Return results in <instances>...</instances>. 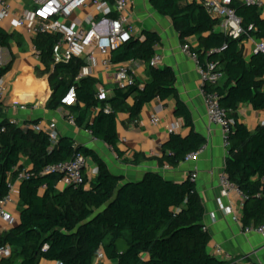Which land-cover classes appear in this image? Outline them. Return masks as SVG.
<instances>
[{"label":"trees","instance_id":"16d2710c","mask_svg":"<svg viewBox=\"0 0 264 264\" xmlns=\"http://www.w3.org/2000/svg\"><path fill=\"white\" fill-rule=\"evenodd\" d=\"M151 5L159 15L171 19L182 45L190 38L197 39L193 51L200 64L214 62L225 73V82L212 90L234 123L225 174L246 197L242 226L258 227L264 224V125L249 131L240 122L239 107L248 105L264 111V53L250 58L244 54L245 42L256 39L264 43V12L234 0L231 6L245 34L233 40L216 31L220 21L198 0H151ZM143 36V40L133 39L113 56L116 64L130 60L146 64L148 81L143 86L114 88L112 97L100 101L98 80L83 79L77 86V105L67 109L77 127L90 131L122 156L118 114L127 112L130 120L137 121L147 104L174 98L175 117L184 122L189 134H171L163 145L159 165L176 168L203 147L206 139L196 132L190 110L178 97L173 70L150 65L161 37L148 31ZM13 38L14 34L0 27V50L9 48ZM59 40L58 35L41 34L34 41L45 67L39 75L52 72V96L47 106L52 110L62 107V99L84 66L78 59L53 64V49ZM12 65L10 61L0 66V80ZM131 98L133 105L129 106ZM2 125L6 132L0 135V201L9 194L10 175L15 178L27 170L32 176L20 184L18 224L0 236V247L12 249L11 257L1 264H94L101 252L117 264H234L209 253L211 234L204 222L205 208L190 177L176 183L158 173H147L140 181L126 182L111 172L95 150L77 147L70 138H60L53 147L45 133L7 120ZM77 154L94 162L97 176L87 179V187L59 191L56 185L60 176L43 172ZM23 159L30 167L22 164Z\"/></svg>","mask_w":264,"mask_h":264},{"label":"crops","instance_id":"0c3cea01","mask_svg":"<svg viewBox=\"0 0 264 264\" xmlns=\"http://www.w3.org/2000/svg\"><path fill=\"white\" fill-rule=\"evenodd\" d=\"M21 0H14L13 5L18 6ZM241 3L242 0H237ZM131 22L143 34L145 31L155 32L161 37V44L156 47V56L161 58L159 68H171L176 77V89L179 99L184 102L191 112L195 130L206 139L205 152L195 161H185L176 168L161 167L159 160L163 156V145L169 140L170 127L182 121L175 117L176 100L170 98L165 102L159 99L147 104L137 121L130 120L127 112L118 114V148L120 156L115 149L95 139L90 131L80 129L68 123L69 111L65 107L56 110L48 109L52 96L50 85L51 73L43 76L45 67L33 53L35 39H30L22 31L6 24L2 28L14 34L10 47L6 49L8 61H13L11 71L5 76L6 94L1 100L0 118L2 121L14 120L19 126L26 128L34 123H48L56 121L60 138H70L77 147H87L95 150L107 163L111 172L124 177L126 182L142 180L147 173H158L165 179L176 183H183L192 174L197 175L196 190L201 197L205 208V225L211 234L209 253L216 257V251L222 250L221 261L225 255H230L242 264H264V237L258 234H246L241 225L233 222L224 209L232 205L236 212L243 214V199L238 194L225 198L221 194L220 179L225 174L226 161L229 156L224 149L222 130L210 124L202 95V77L196 63L181 51L182 42L171 19L159 15L151 5V0H133ZM219 32V27L216 28ZM193 47L198 45L196 38H191ZM251 39L244 43V54L250 58L254 54L257 43ZM147 65L141 63L135 67L137 83L143 86L148 81ZM110 91L109 98L113 96L115 86L107 76L99 73L97 79ZM264 91V88H263ZM22 105H35L31 110H20ZM128 105H133L129 99ZM161 119L159 125H151L152 116ZM240 122L249 131L253 132L264 123V111H255L248 105L239 107ZM183 122V121H182ZM184 123V122H183ZM180 134L188 136L189 130L182 128ZM22 164L30 167L26 160ZM86 176L89 181L95 179L98 173L97 166L88 159ZM15 182V181H14ZM15 184L13 202L8 211L20 218V183ZM11 229L7 223L0 221V236ZM147 258L146 254L142 255ZM1 264V262H0ZM19 264V263H17ZM44 264H59L44 262ZM98 264H117L107 259Z\"/></svg>","mask_w":264,"mask_h":264},{"label":"built area","instance_id":"2783aa9c","mask_svg":"<svg viewBox=\"0 0 264 264\" xmlns=\"http://www.w3.org/2000/svg\"><path fill=\"white\" fill-rule=\"evenodd\" d=\"M13 1L0 0V27L10 24L30 39H36L41 34L58 35L60 40L53 49V64H68L72 59L84 62L80 74L61 101L63 107L77 105V86L81 80L87 78L98 79L101 72L107 76L115 88L128 89L138 85L135 67L142 62L130 60L116 64L113 60L114 54L133 39H144L141 31L131 22L133 0H21L18 6H14ZM198 1L204 5L210 15L220 21L219 32L224 33L233 40H239L245 34L241 21L231 6L234 0ZM242 2L249 6H255L264 12V0H242ZM223 50L225 48L221 51ZM181 51L193 60L198 67L202 77L201 92L204 97L208 120L210 124L222 130L223 146L229 154L232 147L231 136L234 132V123L227 118V113L222 108L218 95L212 91L225 82V73L214 62L200 64L198 55L193 51L191 38L182 45ZM33 53L36 59L42 63L41 54L35 46L33 47ZM257 53H264V43H257L254 54ZM6 55V49H1V67H5L9 63ZM160 64L161 58L158 56L150 61L152 67H159ZM4 78L0 80V101L7 91ZM109 95L110 91L107 87L99 83L97 98L104 101L109 98ZM34 107L35 105H22L19 108L26 111L28 109L32 110ZM67 121L69 124L76 126L75 119L70 114L67 116ZM3 122L0 118V135L6 132V127L2 125ZM9 122L18 125L14 120ZM160 123L161 119L158 116L151 117V125L156 126ZM183 127L184 123L179 121L170 127L169 133L180 134ZM26 128H30L36 133H45L53 147L60 140L58 124L54 120L48 123H34ZM205 149L206 147L203 146L198 151L189 154L186 161L197 160L205 152ZM87 167L88 159L81 154H77L69 161L48 166L43 175H59L60 180L56 185L59 191L66 188L87 187L88 182L85 172ZM31 176L27 170L19 172L15 178L12 175L9 176V194L0 201V221L7 223L11 228L16 226L19 221L7 209L13 202L14 183L21 184L24 180L30 179ZM189 177L193 183L196 182V174ZM61 186H63V189H61ZM220 188L223 197L230 198L231 195L236 193L245 202L246 197L230 180L228 175L224 174L221 177ZM45 189L46 187H43L42 191ZM224 212L232 218L234 223L242 226V215L236 212L232 205L227 206ZM242 228L246 234L254 233L264 237V224L258 227L244 228L242 226ZM47 248L46 246L44 250H47ZM11 254L12 249L10 246L0 247V262L11 257ZM221 254L222 250L218 249L215 255L220 257ZM105 259L104 252H101L96 257L94 264H98ZM225 261L242 264L240 260H235L230 255H225ZM255 264L263 263L257 262Z\"/></svg>","mask_w":264,"mask_h":264},{"label":"rangeland","instance_id":"374dc122","mask_svg":"<svg viewBox=\"0 0 264 264\" xmlns=\"http://www.w3.org/2000/svg\"><path fill=\"white\" fill-rule=\"evenodd\" d=\"M61 189H63V186H61Z\"/></svg>","mask_w":264,"mask_h":264}]
</instances>
